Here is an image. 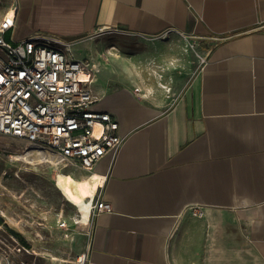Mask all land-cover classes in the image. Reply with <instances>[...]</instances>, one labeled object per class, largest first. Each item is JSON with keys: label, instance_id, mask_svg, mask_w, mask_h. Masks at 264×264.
Here are the masks:
<instances>
[{"label": "crops", "instance_id": "obj_1", "mask_svg": "<svg viewBox=\"0 0 264 264\" xmlns=\"http://www.w3.org/2000/svg\"><path fill=\"white\" fill-rule=\"evenodd\" d=\"M15 3L8 38L47 33L77 59L94 55L98 30L152 43L178 34L201 53L191 72L175 36L156 43L163 66L143 60L133 76L117 53L122 82L94 73L95 107L116 117L124 141L77 174L101 177L88 201L86 264H264V0ZM97 197L111 210L91 217Z\"/></svg>", "mask_w": 264, "mask_h": 264}, {"label": "built area", "instance_id": "obj_2", "mask_svg": "<svg viewBox=\"0 0 264 264\" xmlns=\"http://www.w3.org/2000/svg\"><path fill=\"white\" fill-rule=\"evenodd\" d=\"M14 26L11 16L0 30V134L51 154L56 165L92 171L105 154L115 155L124 141L116 117L95 107L92 64L71 56L68 47L47 33L6 38ZM110 210L111 204L97 197L90 215ZM191 212L202 216L199 207ZM59 226L68 227L63 220ZM2 250L0 264H35L20 257L22 251L28 252L23 245ZM76 262L86 264V252Z\"/></svg>", "mask_w": 264, "mask_h": 264}, {"label": "rangeland", "instance_id": "obj_3", "mask_svg": "<svg viewBox=\"0 0 264 264\" xmlns=\"http://www.w3.org/2000/svg\"><path fill=\"white\" fill-rule=\"evenodd\" d=\"M15 4V0H0V25L15 16ZM175 36L184 44L180 60L190 64L193 72L201 53L192 41L178 34L164 35L152 43L151 40L119 31L98 30L89 37L96 45L94 55L86 57L91 64L97 65V70H93L96 75H106L113 81L122 82L127 73H123L120 60L130 64L133 76L135 65L141 69L143 60L146 63L154 59L156 64L163 66L159 59L162 53L156 43ZM112 46L116 47V53L122 59L109 53L108 48ZM175 61L180 70L177 74L183 76L184 64L179 66V60ZM144 71L151 84L153 76L150 67L145 66ZM170 92L171 87L164 94V106L172 99ZM25 147L27 144L23 140L0 134V252L3 253L2 248L19 244L28 249V252L22 251L20 257L35 264H77L76 259L83 251L87 234V216H83L81 207L67 200L57 178L58 173L77 177L79 169L17 159V154L24 153ZM62 220L68 227L59 226ZM52 256L66 258L68 262L52 259Z\"/></svg>", "mask_w": 264, "mask_h": 264}, {"label": "bare ground", "instance_id": "obj_4", "mask_svg": "<svg viewBox=\"0 0 264 264\" xmlns=\"http://www.w3.org/2000/svg\"><path fill=\"white\" fill-rule=\"evenodd\" d=\"M1 30V25H0ZM115 50V51H114ZM109 53L119 56L116 52V47L112 46L108 48ZM93 70H97V65L92 63ZM126 69L128 67L124 66ZM158 79V85L165 90L168 86L162 82L161 73L157 70L152 71ZM27 150L24 153L17 154V159L25 161L27 163H40V162H50L51 164H56L55 158L45 151H42L33 146L27 145ZM101 177L98 173H90L83 177H74L67 173H58L57 183L62 189L64 195L68 201L72 204L81 207L83 216L87 214V208L89 207L88 201L92 199L94 193L99 185ZM52 259L60 260L63 262H68L66 258H61L58 256H52Z\"/></svg>", "mask_w": 264, "mask_h": 264}, {"label": "trees", "instance_id": "obj_5", "mask_svg": "<svg viewBox=\"0 0 264 264\" xmlns=\"http://www.w3.org/2000/svg\"><path fill=\"white\" fill-rule=\"evenodd\" d=\"M7 34H8V33L5 34V37H6V38H8ZM0 220H1V218H0ZM0 222H1V221H0ZM15 234H16V233H15Z\"/></svg>", "mask_w": 264, "mask_h": 264}]
</instances>
